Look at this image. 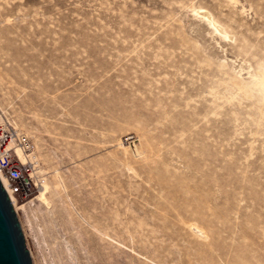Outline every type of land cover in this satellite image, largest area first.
Masks as SVG:
<instances>
[{"label":"rangeland","instance_id":"rangeland-1","mask_svg":"<svg viewBox=\"0 0 264 264\" xmlns=\"http://www.w3.org/2000/svg\"><path fill=\"white\" fill-rule=\"evenodd\" d=\"M192 6L236 45L264 43V0H0L2 125L50 182L47 204L17 203L32 264H264V135L202 122L194 92L218 83L221 60L247 77L257 56Z\"/></svg>","mask_w":264,"mask_h":264},{"label":"bare ground","instance_id":"bare-ground-1","mask_svg":"<svg viewBox=\"0 0 264 264\" xmlns=\"http://www.w3.org/2000/svg\"><path fill=\"white\" fill-rule=\"evenodd\" d=\"M227 1L230 2V3H233V6H234V4L235 5L237 4V0H227ZM13 7H14V5H13ZM15 8L16 7H14V9ZM241 10H243V8ZM190 11L193 14V16H195L197 19H199L200 21H202L209 29H211V31L215 35H217L220 40L226 42L231 47H235L236 50L238 51V53H240V54L241 53L247 54L252 49H254L255 52H253L251 55L253 57L257 56L256 60H254V66H252V65L249 64V66L247 67V69H248L246 71L247 77H243L242 74H241V72L243 71V68L240 67V69L238 71H235L233 69L232 70H228V68H227L228 61H226L225 59L221 60L217 64L218 68H220V69H218V71L222 75L218 79V83L217 82H213V81H206L203 84V86H200V88H198L196 91H194L195 92V96L196 97H199V98L202 97L203 98V101L205 103V105H204V107L202 109H197L196 110V114L201 116V118H202L201 121L202 122H203V120H205V122L208 123L211 120V116L224 117V118H226V122L227 123H232L236 128H237V126L239 127L241 125H244V128L246 127L247 129H250L249 131H250V133L252 135H254V136H262V135H264V43H260V42L252 43V41L249 38L244 37L243 42L236 45L235 44V41L236 40H235L234 35L230 34L227 31L225 25L222 24L221 21L219 20V18L216 17L210 10H208L207 8L201 7V6H198V7L192 6ZM0 16H2V15H0ZM5 19H7V18H5ZM227 19H230V18H227ZM202 60H203V62L207 66L210 65V58L205 57ZM170 82L168 81V83H170ZM200 84H202V83H200ZM220 87H222V88H220ZM175 90H176V88H175ZM198 118H199V116H198ZM2 124H4V120L0 116V125H2ZM198 124H199V122H198ZM251 126H254V128H251ZM14 128H15V130L19 131L15 126H14ZM239 130L240 129H235V133H240ZM254 140H256V139H254ZM262 143H264V138L262 139ZM14 150H15V153L18 155V157L20 158V160L22 162H29V161L30 162H33L37 166V169H38V165H39V163H38V157H37L36 153L33 151V148L32 147L30 148V151L28 153H25L18 146H15L14 147ZM252 150H253V147H252V145H250L249 146V151L251 152ZM137 153H138V155H142L143 150H141V151L137 150ZM251 155H252L251 153L250 154H246L244 156V162L243 163H240V165L238 164V166H237V168H239L241 170L240 174L242 175L241 176L242 178L244 177V174H246L248 172V168L250 166H252V164H253V161H250L248 159L249 156H251ZM201 156H203V154H201ZM231 159H232V157H231ZM239 159L240 158H237L234 161L237 162V161H239ZM204 160H206L205 157H204ZM126 168L129 171L132 170V168H131L130 165H126ZM37 172L39 174V173H41V170L38 169ZM57 176L59 177V175H57ZM58 180L60 181L59 178H58ZM0 183H1L2 187L4 188V190L6 191L8 197H9V199L11 201V205L13 207V210L15 211V213L19 212L18 207H17V203H19V202H17L15 200V198L9 194V192L7 190V187H6V185H7L6 179H5V177L1 173H0ZM168 183H170V182H168ZM61 184H62V181H61ZM228 185H230V184H228ZM212 186L215 187V184H213ZM216 186L218 187V185H216ZM251 186L252 185H250V187ZM49 190H50V182H49V180L47 178H45V177H42L41 178V183H40V188H39L38 194L32 200H30L28 203L23 204L21 206L22 212L23 213H27L28 210H30V212H31L32 211V207L35 205V202H36V205L37 204L38 205L39 204H47L48 202H47L46 194L49 192ZM218 190H219V188H217V191ZM177 192H179V191H177ZM187 192L188 191L185 190V193H187ZM249 195H251V194H249ZM184 196H186V195H184ZM174 197H175V194H174ZM176 197H177V195H176ZM178 202H181V201H178ZM38 205L36 207H38ZM190 205L191 204H189V207L188 208H190ZM219 217H222V216L220 215ZM211 219H213V218H211ZM192 221H194V220H192ZM187 222H189V221H187ZM196 222L195 223L190 222V223L187 224L188 227L190 228L189 230H193L194 231L193 233L196 234V236H198L199 238L206 239L207 236H209V235H206V233H205L206 231L205 230L203 231V229L198 225L199 223L196 224ZM218 222H220V221H218ZM208 228H211V227H208ZM207 239H209V238H207ZM208 246H210V245H208ZM217 247H219V245ZM211 249L214 250V248H211ZM203 251L204 250H202V252ZM231 253H233V252H231ZM189 254H190V252H189ZM218 255H221L220 252H219ZM253 255H254V253H253ZM205 256L206 255H203V260H205ZM209 257H206V260L207 261H211V259ZM215 257H218V256L215 255ZM196 258L199 259L200 257H198V255H197ZM245 258L247 259L248 257L245 256ZM198 259H196V260H198ZM203 260L201 262H203ZM249 260H250V258H249ZM218 261H219V258H218ZM234 263H236V262H234ZM250 263H251V261H250ZM202 264H205V263L203 262ZM254 264H257V262L254 263Z\"/></svg>","mask_w":264,"mask_h":264},{"label":"built area","instance_id":"built-area-1","mask_svg":"<svg viewBox=\"0 0 264 264\" xmlns=\"http://www.w3.org/2000/svg\"><path fill=\"white\" fill-rule=\"evenodd\" d=\"M25 153L30 151L27 137L6 125H0V173L5 177L7 190L17 202L25 201L38 193L41 179L33 162H22L14 147Z\"/></svg>","mask_w":264,"mask_h":264},{"label":"water","instance_id":"water-1","mask_svg":"<svg viewBox=\"0 0 264 264\" xmlns=\"http://www.w3.org/2000/svg\"><path fill=\"white\" fill-rule=\"evenodd\" d=\"M0 264H32L19 220L1 183Z\"/></svg>","mask_w":264,"mask_h":264}]
</instances>
